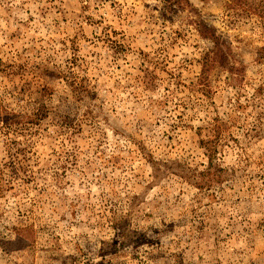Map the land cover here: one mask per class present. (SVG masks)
<instances>
[{
  "label": "rangeland",
  "instance_id": "obj_1",
  "mask_svg": "<svg viewBox=\"0 0 264 264\" xmlns=\"http://www.w3.org/2000/svg\"><path fill=\"white\" fill-rule=\"evenodd\" d=\"M0 264H264V0H0Z\"/></svg>",
  "mask_w": 264,
  "mask_h": 264
}]
</instances>
